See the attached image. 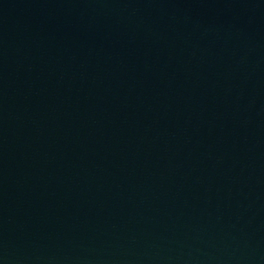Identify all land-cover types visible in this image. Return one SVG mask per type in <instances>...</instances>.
<instances>
[{
  "label": "water",
  "instance_id": "1",
  "mask_svg": "<svg viewBox=\"0 0 264 264\" xmlns=\"http://www.w3.org/2000/svg\"><path fill=\"white\" fill-rule=\"evenodd\" d=\"M0 264H264V0H0Z\"/></svg>",
  "mask_w": 264,
  "mask_h": 264
}]
</instances>
